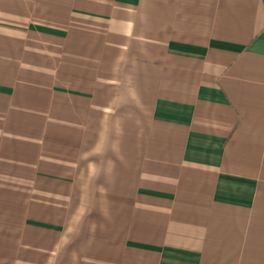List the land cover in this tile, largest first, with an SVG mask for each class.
<instances>
[{"label":"crops","instance_id":"1","mask_svg":"<svg viewBox=\"0 0 264 264\" xmlns=\"http://www.w3.org/2000/svg\"><path fill=\"white\" fill-rule=\"evenodd\" d=\"M0 216V264H264V0H0Z\"/></svg>","mask_w":264,"mask_h":264},{"label":"rangeland","instance_id":"2","mask_svg":"<svg viewBox=\"0 0 264 264\" xmlns=\"http://www.w3.org/2000/svg\"><path fill=\"white\" fill-rule=\"evenodd\" d=\"M28 116H26L24 119H25V122L27 121L28 123L29 122H31L32 121V119H31V116L29 117V118H27ZM18 119H23L21 116H18L17 117ZM28 123H26V124H28ZM20 125V124H19ZM21 126H18V129L15 131V132H13V133H15V134H21V133H28V132H26V131H22L21 130ZM21 191L23 192V193H19V194H17V193H14L13 194V196H14V199H20V200H22V201H24V202H26V201H29V199L31 198V195H27L26 193L24 194V191L25 190H22L21 189ZM20 203H23V202H21V201H19ZM19 211L18 210H16V209H14L13 211H12V213H11V215L9 216H7V217H5V218H7L6 220H7V222H8V225H9V228L11 229V230H13L14 232H16L18 229H20V225H21V222H22V220L18 217H16V215L15 214H17ZM1 217V216H0ZM9 229V230H10ZM9 240H10V242L12 243V242H16V238H12V237H9Z\"/></svg>","mask_w":264,"mask_h":264}]
</instances>
